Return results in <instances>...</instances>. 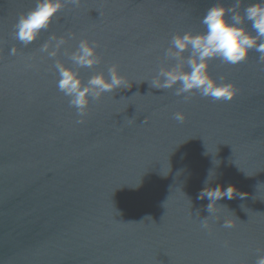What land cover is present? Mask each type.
<instances>
[{
	"label": "water",
	"instance_id": "obj_1",
	"mask_svg": "<svg viewBox=\"0 0 264 264\" xmlns=\"http://www.w3.org/2000/svg\"><path fill=\"white\" fill-rule=\"evenodd\" d=\"M215 2L80 0L25 47L13 25L35 0H0V264H255L264 254L259 53L237 65L209 62L213 78L236 87L230 102L197 93L185 102L147 82L166 66L171 35L202 31ZM68 31L77 37L69 52L80 38L100 45L103 62L81 69L85 80L116 64L131 87L91 102L82 124L39 51ZM217 185L236 193L209 216V200L198 196ZM207 216L210 233L200 227Z\"/></svg>",
	"mask_w": 264,
	"mask_h": 264
},
{
	"label": "clouds",
	"instance_id": "obj_2",
	"mask_svg": "<svg viewBox=\"0 0 264 264\" xmlns=\"http://www.w3.org/2000/svg\"><path fill=\"white\" fill-rule=\"evenodd\" d=\"M80 0H35L34 6L20 14L13 25V35L22 45L27 47L34 43L42 32L47 31L56 15L67 5L79 7ZM203 30L173 33L168 45L163 50V62L149 82V87L157 90L174 89V95L187 102L193 93L214 101L230 102L237 94L236 87L225 82L220 76L213 78L208 71L209 62L219 60L222 64L237 65L247 59L248 53L255 50L259 53L258 63L264 64V0H231L225 4L216 0L205 11L200 19ZM250 25V29L248 27ZM75 33L68 31L57 37L51 34L39 51L53 60V68L57 76L56 87L68 102L70 108L76 110V123H84L87 109L91 102L98 101L105 93L130 89L126 78L118 71V65L112 64L104 72L90 75L86 80L80 70L93 69L103 62L98 53L100 47L96 41L86 38L78 39L71 52L65 48L69 40H76ZM16 49H10L15 55ZM67 56L70 64L56 59L59 54ZM28 68L34 65L29 63ZM144 82V81H143ZM178 123H183L182 112L173 113ZM210 180V172L205 184ZM236 190L229 185L226 188L217 185L215 188L205 187L198 198H207V211L213 215L216 202L232 199ZM243 198V193L239 194ZM200 219V227L210 233L208 217ZM222 226L227 229L235 225L231 220H224ZM227 246V242H225ZM255 264H264V254L257 255Z\"/></svg>",
	"mask_w": 264,
	"mask_h": 264
}]
</instances>
